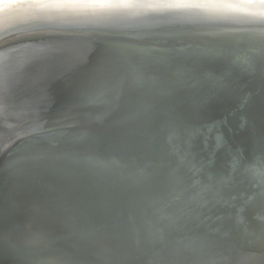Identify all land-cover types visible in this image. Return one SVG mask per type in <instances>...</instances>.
<instances>
[{
	"label": "water",
	"instance_id": "95a60500",
	"mask_svg": "<svg viewBox=\"0 0 264 264\" xmlns=\"http://www.w3.org/2000/svg\"><path fill=\"white\" fill-rule=\"evenodd\" d=\"M190 1L67 3L31 17L62 18L65 13L81 22L61 30L47 25L43 29L51 35L0 51V98L44 97L49 86L27 85L45 79L65 91L60 116L49 122L23 125L36 105L20 110V122L13 121L18 114L14 102L8 104L11 115L0 106V264H219L216 257L194 255L203 237L199 221L208 216L207 209L206 214L199 211L212 200L204 177L215 179L221 191L235 181L220 175L218 160L200 174L179 168L207 135L230 133L235 124L220 107L217 115L207 114L214 107L208 103L213 93L188 121L179 106L189 92L184 69L192 55L206 54L203 64L231 69L230 55L244 49L255 58L264 36L241 30L239 39H230L222 34L225 26L183 21L173 8ZM231 1L264 14V0ZM157 10L165 11L159 15ZM138 19L160 21L132 36L114 34ZM215 29L220 33H212ZM93 35L115 39L99 41ZM183 36L193 44L175 46ZM38 49L54 58L53 71L42 70L47 65L34 68L29 56ZM72 53L87 57L85 66L83 60L77 65L82 78L72 68ZM71 124L78 125L54 145L39 136ZM71 139L87 144L65 148ZM244 169V164L235 166V171ZM250 192L260 193L257 185ZM131 194L147 208L132 210ZM122 215L145 217L134 227L123 223Z\"/></svg>",
	"mask_w": 264,
	"mask_h": 264
},
{
	"label": "bare ground",
	"instance_id": "6f19581e",
	"mask_svg": "<svg viewBox=\"0 0 264 264\" xmlns=\"http://www.w3.org/2000/svg\"><path fill=\"white\" fill-rule=\"evenodd\" d=\"M87 1L95 0H0V51L5 49V52H11L25 42H35L42 36L51 35V31L43 29L47 25H53L56 30H61L81 22L67 19L65 13L61 14L62 18L39 19L31 17L32 14L67 3ZM190 2L192 4L173 8L178 11L179 18L183 21L200 19L216 27L225 26L227 29L222 34L230 39L238 38L237 32L241 30L264 36V14H257L258 12L231 0H191ZM157 11L156 14L160 15L164 14L165 10ZM157 21L160 20L138 19L124 29L114 31V34L120 32L132 36L139 28H145ZM212 33H220V31L215 29ZM92 37L106 42L115 39L106 38L104 35ZM17 43L18 45L14 46ZM174 44L177 47H186L192 45L193 41L190 37L183 36ZM128 48H133V45L129 44ZM38 50L33 51L29 56L34 68L38 65H47L42 66V70L53 71L56 67L54 58L48 57L45 50ZM261 50L262 52L253 59L249 58L244 49L232 53L231 69H220L203 64V61L208 59L207 54L192 55L194 57L184 69V76L188 80L186 88L189 92L180 97L179 106L188 121H193L197 117L201 108H205L207 97L213 93L216 100L212 98L208 100V103L214 107L210 108L207 114L217 115L216 111L220 107L221 113L229 116L235 124L230 133L218 136L207 135L204 144L198 146L193 156L188 160L185 159L179 168L190 174H200L205 166L218 160L222 165L220 175L231 177L235 181L232 188L221 191L215 179L210 176L204 177L206 186L212 191V200L207 206L201 205L199 211V214L203 211L206 214L207 209L208 216L199 221L203 237L200 242L195 243L194 255L216 257L220 261L219 264H264V47H261ZM70 55L73 58V70L79 78H82L77 65L83 60L85 66L87 57H76L79 56L76 53ZM183 83L184 79H180V84ZM27 86H49L50 90L41 98L31 95H19V99L1 97L0 106L10 115L8 104L15 103L14 109H17L18 114L12 116L14 122L21 121L22 108L32 105L37 106L36 110L23 125L32 121L49 122L60 116L57 112L58 104L65 101L64 90L58 89L55 82L49 79ZM184 87L179 86L182 90ZM48 103H51V106L48 107ZM62 109L65 111L66 106ZM76 125L78 124H71L39 136H42L47 144L54 145L59 143L54 141L55 139H63L61 136L72 134ZM85 144L87 143L71 139V142L64 143V147L83 148ZM156 145L159 143L150 144V146ZM240 164H244L245 169L235 171V166ZM254 185L259 188L260 193L257 196L251 195L250 192ZM129 198L130 205L135 207L132 210L147 208L137 194H131ZM144 217L131 220L128 215H122L121 221L138 227L142 225Z\"/></svg>",
	"mask_w": 264,
	"mask_h": 264
}]
</instances>
